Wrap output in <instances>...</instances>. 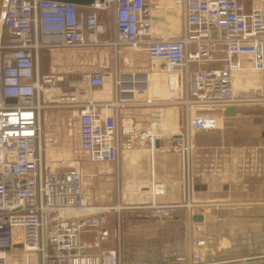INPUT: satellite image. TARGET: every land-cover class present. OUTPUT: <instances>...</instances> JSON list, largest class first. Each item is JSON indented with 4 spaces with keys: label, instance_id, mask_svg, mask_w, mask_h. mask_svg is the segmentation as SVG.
Returning a JSON list of instances; mask_svg holds the SVG:
<instances>
[{
    "label": "built area",
    "instance_id": "2783aa9c",
    "mask_svg": "<svg viewBox=\"0 0 264 264\" xmlns=\"http://www.w3.org/2000/svg\"><path fill=\"white\" fill-rule=\"evenodd\" d=\"M172 3L180 6L183 13L184 30L180 37L152 36L149 0H105L83 7L91 9L88 12L74 3L58 0H3L0 264H120L118 248L104 245L112 233L106 223V208L90 206L79 162L67 168L51 167L43 157L42 110L47 105L39 92L44 83L62 78L39 75L38 52L44 46L88 47L108 43L115 49L122 45L142 47L150 69L165 76L167 94L159 99L160 103L180 104L184 108L183 129L163 134L157 123L143 129L128 121L119 124V108L155 102L149 84L152 72L122 71L115 75L114 98L110 101L79 102L70 96L68 105H73L77 118L78 146L90 160L111 163L137 140L146 139L153 151L157 138L168 135L171 146L181 154L184 200L157 202L155 196L165 191V184L152 180L144 188L151 200L131 208L160 217L188 205L187 222L191 226L199 222L192 218L199 208L213 206L212 201H189L193 190V134L217 128L226 105L264 104L261 87L236 85V74L240 71L264 70V6L247 9L243 0H172ZM108 6H112L115 37L101 41L99 34L104 25L96 9ZM208 62L220 65L203 66ZM84 76L90 88L103 83L102 71L87 72ZM8 97L15 99L7 100ZM114 208L119 209L113 228L118 238L123 214L120 206ZM85 231L92 232L91 242L82 239ZM210 242L205 235L190 236L187 242L190 258L181 264L230 262L215 260L212 253L205 258L204 251Z\"/></svg>",
    "mask_w": 264,
    "mask_h": 264
},
{
    "label": "crops",
    "instance_id": "0c3cea01",
    "mask_svg": "<svg viewBox=\"0 0 264 264\" xmlns=\"http://www.w3.org/2000/svg\"><path fill=\"white\" fill-rule=\"evenodd\" d=\"M153 1L154 3L152 4L160 6L165 3L170 4L172 0ZM177 9H179L180 23L179 31L176 32L174 37L182 36L184 30L181 7L177 6ZM149 15V17H152L151 12ZM165 17H168L167 14ZM42 37L53 38L54 36L43 35ZM114 37V26L111 31H105L104 29L103 32L99 34L101 41L111 40ZM54 38L57 39L60 38V36L58 35ZM111 46L112 45L108 43H100L88 47L58 45L41 47L38 52L39 75L54 74L62 76V78H54V80L44 83L43 90H40V99L47 105L46 107L54 106V103H58L59 98L64 99L67 105H62L69 108L70 115L76 116L73 105H68L70 102V96H64L60 93V90L63 91L67 85L69 87H75V91L71 90L72 92L70 94L75 96V99H78L79 102H87V100L91 99L95 102L101 103L112 100L114 98V93H110L108 80L112 77L114 89L115 75L124 71L122 70V67L126 66L128 62L130 65L132 64L129 57L134 55V53L139 49L124 51L116 48V53H118V55L112 59L113 56H110V53H112V50L115 48ZM40 53L42 54V57L45 56L44 59H46L47 62V66L44 71L40 70ZM218 65H220L219 62H208L203 64V66L209 67H215ZM95 70L102 71L104 74L105 81L103 84L94 88L81 84L82 86L80 89L78 82L82 77L81 74L85 78V73ZM133 70L140 71V69L135 67L132 70L129 69L128 71ZM125 72L127 71L125 70ZM153 76L155 75L149 77V82L151 95L153 96L155 102L147 104H130L119 108L118 122L119 124H122L123 122L128 121L138 129H143L152 123H160L165 127L167 132H178V129L182 130L185 124L184 108L180 104L167 102L160 103L159 99L164 98V94L166 92L165 81L163 83L160 81V83L157 79L154 80ZM159 83L160 88L158 89L161 90V94L154 95V86ZM158 89L155 87V90ZM94 91H97V95L93 94ZM167 106L175 108V113L172 114L171 117L167 114ZM238 107L239 106L236 107V114ZM124 110L128 112L125 111L126 113L124 112V114ZM236 114L226 116L223 114L222 110L223 118L232 117ZM180 120H182V126L179 128ZM258 146L259 145H256L254 147V145H250L249 147L244 146V148L239 149L237 151V160H229L231 155L226 151L221 154L220 159L215 160L216 153L212 151V148L208 150L209 152H205L208 156H202V145L196 146L191 154L193 190L189 199L190 203L198 201L227 202L224 205L206 206L203 209L199 208L200 213L207 217L206 215L209 209H220V211H224L226 209H230V207L242 206L245 211L248 212V216H252L254 219L256 218V220L247 218L246 221L239 222L240 224L238 225H236L235 222L232 223L234 224L230 229L232 233L229 234L230 237H228L230 238V246L226 247L225 253L222 254V256L226 257L231 256L230 258L232 260H230V262L232 263H237L242 260L264 259V198L249 192L252 190L251 184L253 182H256V189H264V152L263 149ZM218 148L225 150L223 146H219ZM110 165L113 170L111 175L114 182L113 186L117 189L116 196L118 197V201H122L123 197H130L132 198L131 203L134 202V205L141 202L148 203L151 200V195L149 192L144 191V188L149 186L152 180H158L165 184V191L162 194L155 196V200L157 202L173 203L184 200L185 193L181 157L178 150L171 146L168 135H161L157 138L153 151L150 149V145L146 139L137 140L130 150L120 152L118 160L116 162H111ZM220 186L227 187H225V191L221 192V194H217ZM125 188L128 192L124 190ZM257 193H259V191ZM145 195H148L147 198L142 199ZM189 207L190 206L185 205L176 208L172 210L170 215L160 217H155L147 213L146 217L152 219L150 222L136 221L131 223H133L135 228L147 227L149 224H152L151 227H155L156 229L166 226V223L173 224L181 222L183 225H186L188 223L187 210ZM106 213L107 212H105L107 223V221L111 218L109 214ZM108 223L111 225V221H108ZM82 239L85 242H91L92 232L85 231L82 234ZM109 242L110 238L104 245L118 248L120 264H159L160 262H165L164 259L166 257L168 259V255L166 253L163 252L162 254L161 252L159 254L156 251L149 252L146 255H136L131 259L124 258L121 252V245L124 244V239L121 238L120 231L117 238V244L113 245V243L109 244ZM153 248L155 249V246H153ZM176 249L171 252V254L175 256V264L187 262L190 256H188L185 245L181 247V250L179 247H176ZM222 256L215 260L228 259Z\"/></svg>",
    "mask_w": 264,
    "mask_h": 264
},
{
    "label": "rangeland",
    "instance_id": "374dc122",
    "mask_svg": "<svg viewBox=\"0 0 264 264\" xmlns=\"http://www.w3.org/2000/svg\"><path fill=\"white\" fill-rule=\"evenodd\" d=\"M243 1L247 9L253 6H264V0ZM152 3H154V1L149 0L150 12L152 15V17H150L152 36L174 37L176 32L179 31V9H177V6L174 5L172 1L170 4L165 3L160 6H155V4ZM81 10H83L84 12H88L91 9L82 7ZM96 12L98 14V18L104 23L105 31H111L113 29L112 6L98 8L96 9ZM166 14L168 16L167 18L165 17ZM119 49L124 51L130 50L124 45L120 46ZM137 49L134 55H131V57H129L132 64L130 65L128 62L126 66L122 67V70L128 71L129 69L132 70L135 67L137 69H140V71H150L152 72L151 76L155 75L153 76L154 80L157 79L159 82L162 81L163 83L165 81V76L161 73V71H152L150 69V62L145 55V51L143 49L141 50L140 48ZM117 55L118 53H116V49H113L112 53H110V56H113L112 59H114V57ZM44 57L45 56L42 57V54L40 53L41 71H44L47 66V62ZM81 76L82 77L78 82V86L80 89L82 86L81 84L86 85L85 78L82 74ZM104 81L105 78H103V82ZM160 83L158 85L155 84L153 92L154 95L161 94V90L158 89L160 88ZM108 84L110 93H114L112 77H110V79L108 80ZM236 85L240 87H243L245 85L258 86L264 90V70L240 71L238 74H236ZM155 87L158 90H155ZM74 88V86L69 87L67 85L66 88L63 89V91L60 90V93H62V95L64 96H72V94L70 93L74 90ZM93 94L97 95V91H94ZM166 94L167 91L165 92L164 96ZM58 100V103H54V106L45 107L42 110L41 147L43 157L47 159L46 161H49L52 166H57L60 168L70 167L75 161L79 162L82 173V182L90 206L105 207V212H107L106 214H109L111 218L109 220L107 219L108 221H111V225H109L108 221L107 224L112 232L110 235L109 244H117V236L114 235L113 228L116 227L118 215L117 212L119 209L114 207L120 206L122 208H120V212L121 214H123L120 221V236L124 239V244L121 245V252L124 258L131 259L136 255H146L149 252L156 251L159 254L161 252L163 254L164 252L168 255V259L167 257L164 259L165 262L157 263L175 264V256L172 255L171 252L175 250L176 247H179V249L181 250V247L185 245V248L187 250V242L190 236L205 235L210 237L211 239L207 251H204L205 258L210 257V253H212V257L217 259L225 253L226 247L230 246V238L228 237H230L229 234L232 233V231L230 230L234 225L232 223L235 222V224L238 225L240 224L239 222L246 221L247 218L256 220V218L254 219V217L248 216V212H246L242 206H236L230 207V209H226L224 211H220V209H209L207 211V217L204 216L205 219L203 218L202 222L194 223V226H190L188 223L186 225H183L181 222H179L173 224L166 223V226L159 229L151 227L152 224H149L147 227L135 228V226L131 222H150L152 219L146 217V211H135V209L131 208L132 206H134V202L131 203L132 198L123 197L122 201H118V197L116 196L117 189L113 186L114 182L111 175L113 170L110 163L92 161L89 159L87 153L79 148L76 125L77 118L75 115H70V111L67 106H63L67 105L64 99L59 98ZM76 101H78V99ZM174 110V107L167 106V114L169 117H171V115L175 113ZM125 111L126 110H124L123 113ZM159 125L163 134L171 133L167 132L165 130V127L160 123ZM181 126L182 120H180L179 128ZM178 130L180 131L181 129ZM193 135L194 141L192 151L196 146L202 145V156H208L207 154H205V152H209L208 150L212 148V151L216 153L215 160L220 159V156L222 153H224V151L231 155L229 157V160H237V151L244 148V146L249 147L250 145H254V147L256 145H259L258 147L263 149L264 152V104L240 105L235 116L222 119L220 118L217 128L196 131ZM219 146H223L225 150L218 148ZM255 183L256 182H253L251 184L252 190H250L249 192L264 198V189H256L257 187ZM225 187L227 186H220L218 188L217 194H221V192L225 191ZM124 190H126V188ZM257 190L259 191V193H257ZM147 196L148 195L143 196L142 199H146ZM144 203L146 202H141L139 204ZM153 246H155V249L153 248ZM16 255H19V253ZM222 257L228 258L224 260H229L231 256ZM263 260L264 259H262V261ZM230 263L232 262H225L223 264ZM235 264L238 263L235 262Z\"/></svg>",
    "mask_w": 264,
    "mask_h": 264
},
{
    "label": "water",
    "instance_id": "95a60500",
    "mask_svg": "<svg viewBox=\"0 0 264 264\" xmlns=\"http://www.w3.org/2000/svg\"><path fill=\"white\" fill-rule=\"evenodd\" d=\"M58 1H65L74 3L80 7H90L95 5L96 3H101L105 0H58ZM3 3V0H0V14H1V5ZM14 97H8L7 100H14ZM223 114L226 116H231L236 114V106L235 105H226L223 109ZM193 220L195 221H202L203 220V214L200 212H196L192 215ZM252 259V258H250ZM229 260H232L231 258ZM238 264H264V260H243L240 262H237ZM235 264V262L233 263Z\"/></svg>",
    "mask_w": 264,
    "mask_h": 264
},
{
    "label": "bare ground",
    "instance_id": "6f19581e",
    "mask_svg": "<svg viewBox=\"0 0 264 264\" xmlns=\"http://www.w3.org/2000/svg\"><path fill=\"white\" fill-rule=\"evenodd\" d=\"M1 8H2V5H1ZM0 17H1V14H0ZM137 48H140V47H133V48H129V49H137ZM141 49H142V47H141ZM149 84H150V82H149ZM210 204L217 206V205H224L225 203H223L222 201H214V202L212 201Z\"/></svg>",
    "mask_w": 264,
    "mask_h": 264
}]
</instances>
